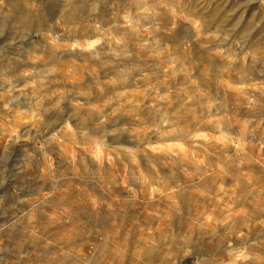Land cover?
<instances>
[{
  "label": "rangeland",
  "instance_id": "obj_1",
  "mask_svg": "<svg viewBox=\"0 0 264 264\" xmlns=\"http://www.w3.org/2000/svg\"><path fill=\"white\" fill-rule=\"evenodd\" d=\"M259 155L264 0H0V264L41 244L33 214L46 230L68 204L125 198L151 220L264 203L241 158ZM249 254L264 264V240Z\"/></svg>",
  "mask_w": 264,
  "mask_h": 264
},
{
  "label": "crops",
  "instance_id": "obj_2",
  "mask_svg": "<svg viewBox=\"0 0 264 264\" xmlns=\"http://www.w3.org/2000/svg\"><path fill=\"white\" fill-rule=\"evenodd\" d=\"M241 158L248 163L253 161L250 169L257 167L264 170L258 161L263 163L264 156ZM120 201L122 203L98 199L88 205L91 210L86 209L85 204L52 208L51 218L44 221L46 230H37L43 221L31 214L32 218L27 222L29 226L23 228L29 230L32 236L41 238V244H27V248H21L16 254L14 262L7 260L3 264H42V256H36L42 246L47 256L46 262L51 261L52 264H223L219 256L221 259L225 257V264H247L254 256L261 259L259 254L251 256L249 250L259 248L264 240L262 202L247 206L244 202L227 197L225 209L221 212L211 204L193 203L185 214L174 209L176 212H171V217H160L155 213L156 217L144 220L125 217L121 212L122 207L128 206L125 213L132 215L134 200H130V205H122L125 198ZM74 207L81 208L77 212ZM117 222H121L119 227L110 228ZM76 224L82 228L88 226L96 235L90 240H83L80 232L75 236L69 227ZM108 229L109 234L112 230L115 232L109 240L106 238ZM41 232H45V235ZM220 239L225 246L216 251L213 243ZM200 242L203 244L199 245ZM90 244L93 245L92 252L87 250ZM93 257L97 261L92 262Z\"/></svg>",
  "mask_w": 264,
  "mask_h": 264
}]
</instances>
